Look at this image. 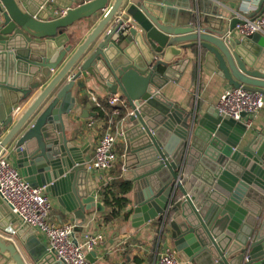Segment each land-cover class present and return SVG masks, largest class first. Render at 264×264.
<instances>
[{
	"label": "water",
	"instance_id": "1",
	"mask_svg": "<svg viewBox=\"0 0 264 264\" xmlns=\"http://www.w3.org/2000/svg\"><path fill=\"white\" fill-rule=\"evenodd\" d=\"M241 3L0 0V154L74 214L78 231L88 211L105 205L63 117L95 84L125 100L122 177L133 193L131 225L156 221L159 236L193 264H264V127L252 133L217 109L185 110L160 92L195 64L264 96V36L235 34L243 21L231 10ZM263 6L259 0L246 16ZM84 24L92 26L76 43ZM6 228L15 242L1 234ZM95 257L86 254L91 263ZM0 264H64L1 198Z\"/></svg>",
	"mask_w": 264,
	"mask_h": 264
},
{
	"label": "crops",
	"instance_id": "2",
	"mask_svg": "<svg viewBox=\"0 0 264 264\" xmlns=\"http://www.w3.org/2000/svg\"><path fill=\"white\" fill-rule=\"evenodd\" d=\"M235 1V0H234ZM258 1L254 0L253 9L257 7ZM228 7H235V2H225ZM251 10L250 12L254 11ZM91 24H84L79 29V37L76 43H79L91 28ZM177 80L168 82L161 88L160 92L169 100L185 110L198 109L201 113H206L208 110L217 109L216 104L220 94L230 88V86L219 76L212 73L206 68H198L195 64H189L185 70L177 74L174 73ZM90 88L80 92V102L78 101L74 114L72 117L64 116L65 131L68 138L76 136L77 146H84L85 153L83 155L85 162L91 160L93 156V149L99 137L105 130L104 119L99 118L100 106L95 107L92 102V97H95L99 103L101 100L110 96L101 87L92 84ZM72 95H77V88L72 89ZM24 103H22L23 105ZM87 110L90 114L85 117L82 110ZM83 114V116H82ZM121 119L117 118V128L120 130ZM91 123V125H89ZM264 127V106L253 118L251 126L248 131L254 132ZM123 149L124 140L122 135L117 139L115 145V152L117 154V161L112 169L109 171L92 170L91 177L94 182L101 184L97 187L98 199L99 189L107 180L119 174L121 178L124 171L123 168ZM9 162L15 166V163L8 159ZM16 167V166H15ZM46 194L50 198L51 210L49 220L57 225L65 223H73L77 217L74 214L66 212L61 205L47 189ZM129 203L121 213L110 220H104L112 210L105 206L103 212H95L91 209L86 213L85 221L75 231V239L82 241L85 233L101 234L103 237L102 243L95 250V260L92 264H154L156 260V253L159 238V224L156 221H150L143 225L133 227L130 222V216L133 209V193L132 188L128 193ZM103 203V202H102ZM104 204V203H103ZM124 211H129V216L125 220L123 218ZM36 236L48 246L47 239L39 231H36ZM163 242H167L164 237ZM170 244V243H169ZM172 246V245H171ZM173 247V246H172ZM174 249V247H173ZM177 256L180 264H193L184 260L178 253Z\"/></svg>",
	"mask_w": 264,
	"mask_h": 264
},
{
	"label": "built area",
	"instance_id": "3",
	"mask_svg": "<svg viewBox=\"0 0 264 264\" xmlns=\"http://www.w3.org/2000/svg\"><path fill=\"white\" fill-rule=\"evenodd\" d=\"M259 1V0H256ZM254 0H242L239 10L232 9V14L242 20L235 26L234 32L238 36L259 33L264 36V6L254 17L249 18ZM56 16H61L65 10H54ZM95 107L99 101L92 97ZM108 111L105 119V130L99 137L93 149L90 161L84 163L86 169L109 171L117 161L115 145L122 135L117 128V117L124 107L125 100L119 94L107 98ZM264 106V96L256 91H249L243 87L225 89L219 96L216 108L223 118H230L243 122L250 127L252 120ZM91 125V123L89 124ZM0 198L10 206L11 212L21 222L28 223L45 236L48 249L64 264H92L86 258L88 252H96L102 243L101 234L85 233L82 241L75 239L76 225L65 223L57 225L49 220L51 202L46 194L45 186H33L20 174V171L7 159L5 153L0 154ZM5 237L15 242V232L6 228L1 232ZM159 236L156 260L154 264H180L176 251L171 244H165Z\"/></svg>",
	"mask_w": 264,
	"mask_h": 264
},
{
	"label": "trees",
	"instance_id": "4",
	"mask_svg": "<svg viewBox=\"0 0 264 264\" xmlns=\"http://www.w3.org/2000/svg\"><path fill=\"white\" fill-rule=\"evenodd\" d=\"M99 110V118L105 119L108 104L107 98L101 100ZM123 110H121L120 115L117 117L121 118ZM131 191V183L124 180L116 174L113 178L107 180L99 189V198L104 203L105 206L109 207L112 211L105 216L104 220L108 221L111 218L117 217L121 211H123L129 203L128 193ZM129 211H124L123 218L126 220L129 216Z\"/></svg>",
	"mask_w": 264,
	"mask_h": 264
}]
</instances>
